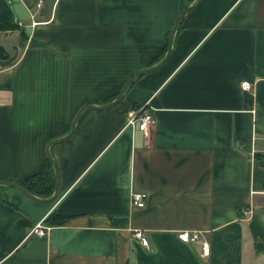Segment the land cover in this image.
Returning a JSON list of instances; mask_svg holds the SVG:
<instances>
[{"label": "crops", "instance_id": "crops-1", "mask_svg": "<svg viewBox=\"0 0 264 264\" xmlns=\"http://www.w3.org/2000/svg\"><path fill=\"white\" fill-rule=\"evenodd\" d=\"M6 1L20 26L0 35L17 55L0 69V264H264V0ZM47 155L54 199L3 185ZM53 211L63 225L30 234Z\"/></svg>", "mask_w": 264, "mask_h": 264}, {"label": "trees", "instance_id": "trees-1", "mask_svg": "<svg viewBox=\"0 0 264 264\" xmlns=\"http://www.w3.org/2000/svg\"><path fill=\"white\" fill-rule=\"evenodd\" d=\"M191 1L188 0L189 3ZM18 30L19 27L15 21L10 3L6 0H0V35H7ZM14 60V54L10 56L0 46V69L10 67ZM18 185L35 197H48L54 187V170L50 161L47 159L41 171L24 179ZM67 218L61 212L53 211L45 217L44 223L49 227H59L63 225Z\"/></svg>", "mask_w": 264, "mask_h": 264}, {"label": "built area", "instance_id": "built-area-1", "mask_svg": "<svg viewBox=\"0 0 264 264\" xmlns=\"http://www.w3.org/2000/svg\"><path fill=\"white\" fill-rule=\"evenodd\" d=\"M35 7L36 8L40 7V1H38L35 4ZM29 17L31 20V26L33 27L35 25V23L33 22L34 16H33V14H30ZM17 25H18V27L20 26L19 24H17ZM240 88L243 91H248L250 89V84L247 82H242L240 84ZM129 123L130 124H136L137 130L142 132L144 135H146L149 127H151L153 125V117L148 111L141 109L135 115H133L132 118H130ZM145 198H146V196L143 193H131L129 201H130V204L133 208L142 209L144 207ZM50 228L51 227H49L47 225H42L41 222H38L33 226V228L30 231V234L37 236V237H43L46 235L47 231ZM132 237L142 247H145V248L147 247V240L145 238L144 231L135 230L132 233ZM199 237H200L199 234H197L196 232L181 231V232L177 233V239L181 242L190 243V244L199 243L201 255L203 257H205L208 255L209 249H208V246L206 245V243L204 241L199 240Z\"/></svg>", "mask_w": 264, "mask_h": 264}, {"label": "water", "instance_id": "water-1", "mask_svg": "<svg viewBox=\"0 0 264 264\" xmlns=\"http://www.w3.org/2000/svg\"><path fill=\"white\" fill-rule=\"evenodd\" d=\"M199 0H196L195 3H197ZM169 54V50H167L166 52V57L168 56ZM161 63L152 67V68H149L147 70H143L141 72H138L136 73L134 76H132L129 80H127V82L123 85V87L121 88L119 94L116 96V98L110 102L109 104H105L103 106H100L98 108H93L91 106H84L82 107L79 112L74 116L71 124H70V129L68 131V133L63 137V138H60L58 140H54V141H51L48 143L47 147L50 146V145H53V144H56V143H59L63 140H65L72 132H73V129H74V125H75V122L78 118V115L80 113V111L84 110V109H98V110H104V109H107V108H110L112 107L113 105H115L117 102H119V100L121 99V96L124 92V90L129 86V84L131 83V81L142 75V74H146V73H149V72H152L156 69H158L160 67ZM47 159L50 161L51 165L53 166V169H54V163L53 161L50 159V157L47 155ZM4 186H7V187H10V188H13L15 190H17L21 195H23L24 197L30 199V200H36L31 194L27 193L21 186H19L18 184H12V183H4L3 184ZM57 192H58V182H57V174H56V171L54 169V191H53V194H52V197H51V200L54 199L56 196H57Z\"/></svg>", "mask_w": 264, "mask_h": 264}, {"label": "rangeland", "instance_id": "rangeland-1", "mask_svg": "<svg viewBox=\"0 0 264 264\" xmlns=\"http://www.w3.org/2000/svg\"><path fill=\"white\" fill-rule=\"evenodd\" d=\"M52 2V0H47V5H49ZM37 3V2H36ZM40 6H41V2H40ZM39 9V8H36ZM16 40L14 38L11 37H7V38H0V45L3 46V48L10 53L12 51V46L16 44L15 42ZM17 56V55H16ZM16 56L14 54V58L16 59Z\"/></svg>", "mask_w": 264, "mask_h": 264}]
</instances>
